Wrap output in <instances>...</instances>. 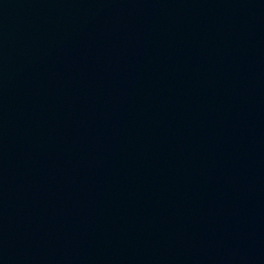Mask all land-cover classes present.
<instances>
[{
    "label": "water",
    "instance_id": "obj_1",
    "mask_svg": "<svg viewBox=\"0 0 264 264\" xmlns=\"http://www.w3.org/2000/svg\"><path fill=\"white\" fill-rule=\"evenodd\" d=\"M0 264H264V0H0Z\"/></svg>",
    "mask_w": 264,
    "mask_h": 264
}]
</instances>
